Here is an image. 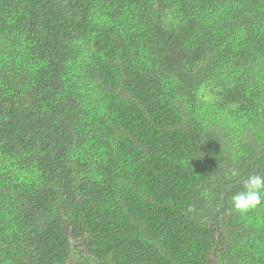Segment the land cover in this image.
<instances>
[{"label":"trees","instance_id":"obj_1","mask_svg":"<svg viewBox=\"0 0 264 264\" xmlns=\"http://www.w3.org/2000/svg\"><path fill=\"white\" fill-rule=\"evenodd\" d=\"M254 172L264 0H0V264H264Z\"/></svg>","mask_w":264,"mask_h":264},{"label":"clouds","instance_id":"obj_2","mask_svg":"<svg viewBox=\"0 0 264 264\" xmlns=\"http://www.w3.org/2000/svg\"><path fill=\"white\" fill-rule=\"evenodd\" d=\"M230 175L237 177L239 172L232 169ZM242 184V190L232 194L230 200L233 208L243 215L264 204V174L254 172L243 179ZM193 210L190 206L189 211Z\"/></svg>","mask_w":264,"mask_h":264}]
</instances>
